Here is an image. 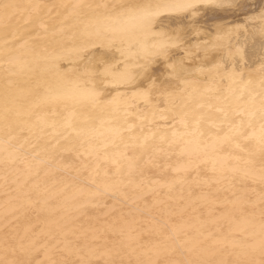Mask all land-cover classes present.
I'll list each match as a JSON object with an SVG mask.
<instances>
[{"label":"bare ground","instance_id":"obj_1","mask_svg":"<svg viewBox=\"0 0 264 264\" xmlns=\"http://www.w3.org/2000/svg\"><path fill=\"white\" fill-rule=\"evenodd\" d=\"M214 2L0 0V264H264V0Z\"/></svg>","mask_w":264,"mask_h":264},{"label":"snow or ice","instance_id":"obj_2","mask_svg":"<svg viewBox=\"0 0 264 264\" xmlns=\"http://www.w3.org/2000/svg\"><path fill=\"white\" fill-rule=\"evenodd\" d=\"M213 6L214 7H220V8H223L225 6H228V7H232L231 4H228V5H225L222 0H217V2H214L213 3ZM176 10L178 11H187L189 9H195L196 5L194 3H182V4H177V5H174L173 6ZM239 7V6H237ZM261 18L264 19V12H262L261 14ZM262 34H264V30H262Z\"/></svg>","mask_w":264,"mask_h":264}]
</instances>
